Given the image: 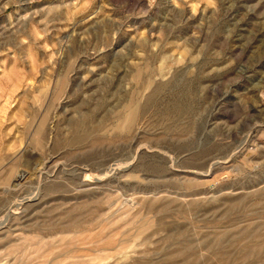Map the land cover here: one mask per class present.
<instances>
[{
    "label": "rangeland",
    "instance_id": "obj_1",
    "mask_svg": "<svg viewBox=\"0 0 264 264\" xmlns=\"http://www.w3.org/2000/svg\"><path fill=\"white\" fill-rule=\"evenodd\" d=\"M0 264H264V0H0Z\"/></svg>",
    "mask_w": 264,
    "mask_h": 264
}]
</instances>
